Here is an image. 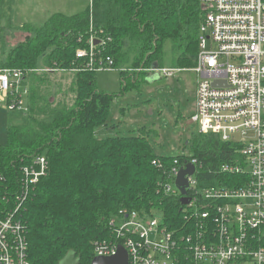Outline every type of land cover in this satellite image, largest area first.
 <instances>
[{"label": "trees", "instance_id": "16d2710c", "mask_svg": "<svg viewBox=\"0 0 264 264\" xmlns=\"http://www.w3.org/2000/svg\"><path fill=\"white\" fill-rule=\"evenodd\" d=\"M203 16L198 0H91L74 15L55 13L41 26L25 24L28 37L8 52L0 50V69L24 72L29 89L26 125L10 126L8 144L0 147L7 194L19 190L32 159L48 162L46 176L18 214L30 264H92L96 242L112 237L109 223L122 210L158 215L178 240L196 232L180 198L158 189L162 170L154 162L168 167L174 157L158 156L144 134L95 136L109 121L114 97L98 90L91 56L78 58L77 51L90 52L94 34V64L110 58L112 69L122 71L124 90H140L155 65L195 67ZM45 69L50 71H37ZM66 75L73 77L72 96L55 81ZM189 145L201 164L203 187L228 180L219 169L236 158L233 145L199 133Z\"/></svg>", "mask_w": 264, "mask_h": 264}, {"label": "built area", "instance_id": "2783aa9c", "mask_svg": "<svg viewBox=\"0 0 264 264\" xmlns=\"http://www.w3.org/2000/svg\"><path fill=\"white\" fill-rule=\"evenodd\" d=\"M198 1L204 16L195 67L147 72L165 77L195 73L192 121L197 133L217 135L235 147L236 158L219 169L228 180L203 187L197 177L201 164L193 155L174 157L168 167L156 160L154 165L162 170L159 191L188 198L182 211L196 232L178 240L158 215L122 210L109 223L112 237L96 242L95 258L114 257L122 247L128 264H264V0ZM96 42L92 34L90 52L79 49L77 57L91 56L98 72L112 69L110 58L94 64ZM25 79L22 71L0 69V102L9 111L23 110L19 87L26 85ZM188 165L195 172L186 177L187 193L182 196L176 181ZM47 172L44 157L32 159L22 170L19 190L9 196L0 171V264H30L18 214Z\"/></svg>", "mask_w": 264, "mask_h": 264}, {"label": "rangeland", "instance_id": "374dc122", "mask_svg": "<svg viewBox=\"0 0 264 264\" xmlns=\"http://www.w3.org/2000/svg\"><path fill=\"white\" fill-rule=\"evenodd\" d=\"M89 1L91 3V0H0V50L6 48L5 52H8L28 37L29 33L23 29L25 24L38 27L55 13L75 14L87 7ZM3 41L5 46L1 45ZM0 59L5 60L1 52ZM166 67L174 68L169 62ZM55 81H62L61 91L72 96L69 91L73 83L71 75L58 76ZM122 82L121 70L97 73L98 90L114 99L107 125L97 128L95 136L107 139L144 134L158 156H191L189 141L198 132V125L192 121L196 102L195 73L183 71L167 78L159 73H148L140 82V90H124ZM26 87L24 83L19 87L23 110L9 111L0 102V147L8 144L10 126L27 123L29 93Z\"/></svg>", "mask_w": 264, "mask_h": 264}, {"label": "water", "instance_id": "95a60500", "mask_svg": "<svg viewBox=\"0 0 264 264\" xmlns=\"http://www.w3.org/2000/svg\"><path fill=\"white\" fill-rule=\"evenodd\" d=\"M97 43L98 41L96 42V44ZM157 68L158 66L155 65L154 69ZM194 172H195V167L193 165H188L185 170H182L179 173L177 177L176 185L182 196H185L187 193L186 187L188 186V181L186 177L193 175ZM180 202L183 206H185L189 203V200L188 198L183 197L180 199ZM92 264H128V255L127 252L122 247H120L117 255H115L114 257H110V258L98 257L94 259Z\"/></svg>", "mask_w": 264, "mask_h": 264}, {"label": "crops", "instance_id": "0c3cea01", "mask_svg": "<svg viewBox=\"0 0 264 264\" xmlns=\"http://www.w3.org/2000/svg\"><path fill=\"white\" fill-rule=\"evenodd\" d=\"M85 8H86V7H85ZM85 8H84V9H85ZM84 9H83V10H84ZM83 10H80V11H83ZM80 11H78V12H80ZM78 12H77V13H78ZM75 14H76V13H75ZM72 15H74V14H72Z\"/></svg>", "mask_w": 264, "mask_h": 264}]
</instances>
